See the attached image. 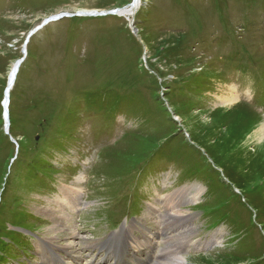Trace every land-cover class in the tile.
Here are the masks:
<instances>
[{"label": "rangeland", "instance_id": "rangeland-1", "mask_svg": "<svg viewBox=\"0 0 264 264\" xmlns=\"http://www.w3.org/2000/svg\"><path fill=\"white\" fill-rule=\"evenodd\" d=\"M131 2L0 0V264H43L46 241L72 245L81 264L102 260L99 241L125 225L155 242L145 263L264 264L250 206L264 227V146L228 142L233 118L221 109L232 89L227 106L264 120V0H142L134 30L112 14L38 29ZM27 53L11 94L17 157L1 101ZM126 229L106 246L117 250Z\"/></svg>", "mask_w": 264, "mask_h": 264}, {"label": "bare ground", "instance_id": "bare-ground-1", "mask_svg": "<svg viewBox=\"0 0 264 264\" xmlns=\"http://www.w3.org/2000/svg\"><path fill=\"white\" fill-rule=\"evenodd\" d=\"M141 3H142V0H136L133 3V6H129V7L120 9L119 12L117 13V15L124 16L126 18L135 17L137 10H139V8L141 6ZM99 12H100V10H92V9L90 10L89 9V10L80 11V13L78 15L79 16H88L85 13L95 14V13H99ZM93 16H95V15H93ZM55 20L56 19H52V21H55ZM45 24H47V22ZM40 28H41V26H40ZM15 69H16V64H15L13 70L11 71L12 77L15 73ZM237 96L238 95H235L234 91L231 89V90H229V93L225 94V96L223 98H221V100H223L222 103H224L226 105V106L224 105L225 107L222 106L221 109L226 111V113H230V115H227V119L229 118L228 116L233 118L231 124L226 129V133L230 132L232 134L229 138L227 137V141L232 143L235 147L236 146H241V147L244 146L243 147L244 151H246V149H245L246 147H249L251 144H255L256 149L254 150V152L257 153L258 149H260V148H262V146H264V120L261 118H258V117H254V115L250 111H248L245 107L240 106L238 103H235V105L233 104L232 106H227L230 103L235 102L237 99ZM234 108H236V109H234ZM220 112H222V111H217V110L214 111L215 114H218ZM233 129L238 130V132L236 134L232 133ZM71 197L74 198V195ZM165 207H166V210H168L167 214H171L172 216L180 214V212L175 209L177 207L176 197H173L172 199L167 201ZM170 223H171V221H169L167 224L170 226L171 225ZM59 229L61 230L62 228L59 227ZM125 231L127 232L126 233L127 238H125L123 240V242L116 243L117 250H114V251H117V252L111 251V249L115 247L114 244H113V246H111L110 248L107 249L106 258H103V260L107 261L108 264H115V263H113V261L115 259L116 260L119 259L117 264L124 263L123 259L128 261L129 256L137 258L138 260L145 262L146 257H148L150 253H152L153 250L150 249V247H151L150 245L152 243L151 240H149L148 238H144V237H135L134 239H128L129 236H132L133 234L131 233L129 228H127ZM64 235L66 237H68V236L74 237L76 234H75V232H65ZM45 244H47V245L38 244V247L41 248V255L44 258L43 264H60L59 262L57 263V261H55L56 260L55 255H58V256L61 255L60 252H66V253L70 254L71 249H73L72 245H70V244H65L63 246H56L54 244L53 245L50 244L49 241H46ZM48 245L50 246L51 250H49ZM118 252H119V255H116V253H118ZM156 253L157 252L153 251L152 255H155ZM169 255L170 256L173 255L172 251L169 248H166V250L164 251V254H160L161 258H167ZM151 256H150V258H151ZM154 258H155V256H154ZM155 259L156 260L153 264H167V263H163L162 261H160L161 260L160 258H158V259L155 258ZM170 263L171 262H169L168 264H170ZM92 264H101V263L99 262V260H96ZM130 264H133V263H130ZM146 264H149V263H146ZM174 264H181V263L174 262Z\"/></svg>", "mask_w": 264, "mask_h": 264}, {"label": "trees", "instance_id": "trees-1", "mask_svg": "<svg viewBox=\"0 0 264 264\" xmlns=\"http://www.w3.org/2000/svg\"><path fill=\"white\" fill-rule=\"evenodd\" d=\"M152 68H153V66H152ZM153 69H155V68H153ZM156 70V69H155ZM157 71V70H156ZM158 72V74L159 75H161L160 73H159V71H157ZM162 77V76H161ZM157 80H158V78L157 77H155ZM245 108L248 110V106L247 105H245ZM11 120H12V112H11ZM13 122V121H12ZM212 158V157H211ZM212 160L214 161V159L212 158ZM140 163V162H139ZM214 163L217 165V166H220V165H218L217 163H216V161H214ZM223 170H224V173H225V176L227 177V178H229V180L231 181V183L233 184V185H235V186H237V184L234 182V180L233 179H231L229 176H228V173L226 172V169L225 168H223ZM240 190H241V192L243 193V196L245 197V199H246V201H248V197H247V195H246V192L243 190V188L241 187V186H239V184H238V186H237ZM235 194L236 195H239L238 193H236L235 192ZM240 196V195H239ZM250 206L253 208V210L255 211V213H256V216H257V219L258 218H260V215H259V210L253 205V204H251L250 203ZM261 224V223H260ZM261 226L263 227V225L261 224ZM263 229H264V227H263Z\"/></svg>", "mask_w": 264, "mask_h": 264}, {"label": "water", "instance_id": "water-1", "mask_svg": "<svg viewBox=\"0 0 264 264\" xmlns=\"http://www.w3.org/2000/svg\"><path fill=\"white\" fill-rule=\"evenodd\" d=\"M136 0H133L132 1V3L130 4V6H133V3L135 2ZM123 8H126V7H123ZM119 10L120 9H116V10H114V11H109V13H118L119 12ZM88 15H90L91 13H87ZM100 14H102V13H100ZM60 17V16H59ZM133 24H134V19H133V17L130 19V26H131V28L134 30V28H133ZM16 73H17V70L15 71V73H14V75H13V77H12V79H11V81H10V83H9V87H8V89H7V95L9 94V90H10V88L12 87V85H13V82H14V79H15V76H16ZM8 121V120H7ZM8 127H9V121L7 122V125H6V133H8ZM39 138V136L37 135L36 136V139H38Z\"/></svg>", "mask_w": 264, "mask_h": 264}]
</instances>
